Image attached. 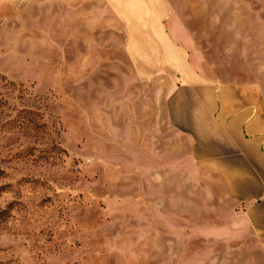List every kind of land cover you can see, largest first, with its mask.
<instances>
[{
  "label": "rangeland",
  "instance_id": "obj_1",
  "mask_svg": "<svg viewBox=\"0 0 264 264\" xmlns=\"http://www.w3.org/2000/svg\"><path fill=\"white\" fill-rule=\"evenodd\" d=\"M155 1L165 29L131 42L161 53L148 62L184 53L206 80L264 90V0ZM86 5L0 0V264H264L245 202L159 120L177 73L131 66L133 25L89 23Z\"/></svg>",
  "mask_w": 264,
  "mask_h": 264
},
{
  "label": "crops",
  "instance_id": "obj_2",
  "mask_svg": "<svg viewBox=\"0 0 264 264\" xmlns=\"http://www.w3.org/2000/svg\"><path fill=\"white\" fill-rule=\"evenodd\" d=\"M78 1L87 3L82 14L89 15V23L121 24L125 30L129 24L133 25L127 33L126 45L131 66L138 61L139 71L148 76L153 73L161 77L160 73L171 70L177 73L178 84L171 95L159 101V120L163 121V127L170 125L177 138L192 143L194 164L213 171L207 178L215 192L221 193L224 199L245 202L242 213L248 228L264 231L262 86L206 80L193 66L190 68L184 53H166L159 58L160 63L148 62L151 58L146 56L154 58L161 53H138L131 42L139 37L138 25L150 30L151 39L157 38L155 33L168 20L166 3L161 6L160 1L151 0Z\"/></svg>",
  "mask_w": 264,
  "mask_h": 264
}]
</instances>
